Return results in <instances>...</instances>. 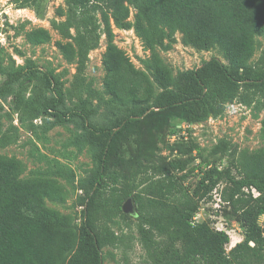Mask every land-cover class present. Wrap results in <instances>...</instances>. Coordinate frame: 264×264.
I'll return each mask as SVG.
<instances>
[{"label": "trees", "instance_id": "obj_1", "mask_svg": "<svg viewBox=\"0 0 264 264\" xmlns=\"http://www.w3.org/2000/svg\"><path fill=\"white\" fill-rule=\"evenodd\" d=\"M46 2L12 0L39 16ZM55 14L50 24L60 35L56 46L65 60L75 63L73 90L81 86L88 54L104 35L103 93L126 112L106 124L95 123V109L81 96L74 106H66L62 82L51 71L29 62L3 72L0 100L12 97L19 120L29 121L33 129L40 116L53 117L52 124L79 123L95 150L96 167L87 178L82 220L76 226L71 214L47 205L48 200L66 202L69 191L62 184L37 175L23 177L25 163L0 154V264H104L105 246L121 247L119 264H131L133 236L110 226L115 217L129 216L122 210L129 197L147 264H264L258 223L264 215V148H243L237 156L234 150L226 160H201L196 164L202 165L199 177L190 187L183 181L196 168L190 164L200 152L181 133L182 123L188 128L218 116L233 102L250 106L258 99L264 108V53L250 62L255 37L264 35V0H64ZM114 27L132 28L149 52L140 59L141 68L115 43ZM176 33L195 49L216 48L224 61L212 56L174 73L160 50L172 47ZM51 37L44 27L25 33L27 43L34 45ZM172 111L180 120L171 122V135L188 144L180 150L183 157L159 166L150 158L148 136L152 125L160 126ZM4 115L0 112V127ZM14 140V134L2 132L0 147ZM221 183L219 199L244 226L243 239L228 251L226 231L195 218L199 202L213 200Z\"/></svg>", "mask_w": 264, "mask_h": 264}, {"label": "rangeland", "instance_id": "obj_2", "mask_svg": "<svg viewBox=\"0 0 264 264\" xmlns=\"http://www.w3.org/2000/svg\"><path fill=\"white\" fill-rule=\"evenodd\" d=\"M60 5L64 6V0H47L43 15L39 16L33 9L17 8L12 0H0V80L5 70L26 66L32 62L40 70L51 71L58 76L66 92L67 107L74 106L81 96L87 100L90 108L95 109V113L92 114V121L95 123L106 124L123 116L126 112L125 107L111 104L108 95L103 93L102 78L105 71L101 57L106 46L104 35L101 36L99 46L88 54L81 86L76 91L73 90L75 63L65 60L59 52L55 42L60 39V35L50 24L52 19L57 18L55 10ZM36 27L49 29L51 40L40 45L27 43L25 33ZM114 33L115 43L125 50L135 66L141 68L140 59L145 58L149 52L144 49L133 29L114 27ZM175 36L176 42L171 48L160 50L162 58L173 68L174 73L195 68L212 56L224 61L216 48L198 50L183 44L180 33H176ZM263 53L264 35H258L255 37V51L250 62H257ZM0 105V112L6 114L1 119L0 135L6 131L15 136L12 143L0 147V154L15 156L24 162L26 169L23 177L37 175L55 179L62 184L69 191L66 202L48 200L47 205L62 213L71 214L73 223L79 226L85 201L84 188L87 186V178L96 167L95 150L86 142L80 124L76 122L52 124L53 117L40 116L34 119L33 129L29 126V121L19 120L13 111L11 96L1 99ZM8 113L11 116L7 115ZM176 114L177 111H172L164 122L157 121L162 122L160 126L152 125L148 121L149 125L153 126L148 136L151 146L150 158L156 165L164 166L183 157L180 150L188 143L180 137L173 138L171 135L173 133L171 122L180 120ZM183 124L185 123L181 125ZM188 128L181 127V133L183 136L188 134L189 141L195 143L200 152L190 164L196 168L188 179L183 181L190 187L195 185L199 177V168L202 165L198 168L196 164L201 160L203 162L214 160L220 156L226 160L234 150L237 151L235 154L237 156L238 151L243 148L248 150L264 148V108L258 99L250 106L227 105L220 115L210 116L204 121L191 124ZM233 171L237 173V169ZM223 185L224 183L219 184L218 190L213 191V200L199 202L195 218L207 220L211 227L226 231L230 237V241L225 245L228 251L243 239L244 226L231 206L219 199L218 193ZM258 223L264 234V215L258 218ZM110 226L117 233L124 232L133 236V247L128 251L131 264H147L144 250L137 240L136 218L133 214H129L127 218L115 217ZM250 245H254L253 242H250ZM122 251L121 247H103L104 264H119Z\"/></svg>", "mask_w": 264, "mask_h": 264}, {"label": "water", "instance_id": "obj_3", "mask_svg": "<svg viewBox=\"0 0 264 264\" xmlns=\"http://www.w3.org/2000/svg\"><path fill=\"white\" fill-rule=\"evenodd\" d=\"M122 210L126 214L135 213L136 207L131 197L127 198L126 201L123 203Z\"/></svg>", "mask_w": 264, "mask_h": 264}, {"label": "built area", "instance_id": "obj_4", "mask_svg": "<svg viewBox=\"0 0 264 264\" xmlns=\"http://www.w3.org/2000/svg\"><path fill=\"white\" fill-rule=\"evenodd\" d=\"M240 103H237V102H233V103H230L228 104V106H231V107H234V106H238ZM189 124H183L182 125V128L185 129ZM173 138H175V135H172ZM254 194L257 195L259 194L255 189H252Z\"/></svg>", "mask_w": 264, "mask_h": 264}]
</instances>
